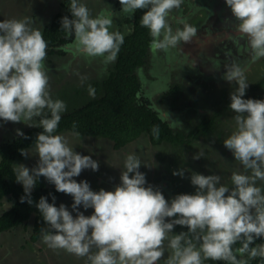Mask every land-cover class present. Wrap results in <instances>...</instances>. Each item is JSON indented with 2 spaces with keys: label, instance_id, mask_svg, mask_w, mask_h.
Masks as SVG:
<instances>
[{
  "label": "clouds",
  "instance_id": "obj_1",
  "mask_svg": "<svg viewBox=\"0 0 264 264\" xmlns=\"http://www.w3.org/2000/svg\"><path fill=\"white\" fill-rule=\"evenodd\" d=\"M119 2L121 12L130 16L146 9L140 25L148 29L153 51L189 43L196 35L197 29L186 18L177 21L182 27L175 32L169 24L171 11L179 9L184 0ZM225 2L236 32L247 39L252 59L264 58V0ZM69 11L72 18L64 16L60 23L66 38L74 37L75 50L114 62L124 43L121 32L110 31L114 13L93 17L81 0H70ZM47 47L42 32L31 27L27 18L0 22V120L43 129L35 138V155L27 148L19 150L25 158L37 156L35 166L30 169L15 164L13 168L15 180L25 193L20 202L33 205L31 192L41 176L57 192L73 199L72 211L63 203L56 206L54 196L52 203L44 196L35 203L48 226L41 229L43 243L86 258V264H158L165 254V241L170 253L164 264H204L206 260L249 264L252 259H264V243L255 244L264 238V189L256 186L258 180L264 181V100L243 98L248 83L238 64L225 65L223 75L224 80L238 85L230 93L229 105L235 113V130L223 145L244 172H232L229 188L221 183L219 175L181 168L173 175L183 178L185 171L190 172L195 192L177 194L169 201L147 183L134 153L126 156L120 183L112 191H93L87 180L74 179L85 169L98 171L99 162L76 152L64 135H54L66 104L50 95L44 64ZM89 93L94 95L95 90L89 87ZM35 117L40 118L38 124L28 123ZM162 120H170V126L178 121L171 120L168 112ZM152 132L159 138V126ZM16 134L28 138L20 129ZM80 206L93 209L92 214L84 215ZM11 207L13 204L4 198V212ZM177 225L187 231L173 234ZM237 243L241 246L234 248Z\"/></svg>",
  "mask_w": 264,
  "mask_h": 264
},
{
  "label": "rangeland",
  "instance_id": "obj_2",
  "mask_svg": "<svg viewBox=\"0 0 264 264\" xmlns=\"http://www.w3.org/2000/svg\"><path fill=\"white\" fill-rule=\"evenodd\" d=\"M81 2L93 17L102 12L114 13L110 31H119L124 36L132 32L133 15L121 12L119 0ZM57 12L66 13L64 0H0V22L27 18L30 26L42 34ZM183 18L197 29L192 40L189 43L181 42L167 51H153L149 47L145 63L136 69L141 83V99L151 104L162 117L168 112L171 120H178L172 128L183 134L182 141L152 143L148 133L144 132L125 145L115 147L114 140L110 138L64 129L54 135H64L76 152L91 155L99 162L98 171L83 170L80 176L74 177L77 182L87 180L93 191L114 190L120 183L126 156L133 153L142 164L139 171L145 174L147 183L158 188L169 201L177 194L195 192L190 182V172L185 171L183 178L173 175L181 168L203 175H219L221 183L229 188L232 187V172H244L240 162L223 145L235 130V113L229 105L230 93L238 87L235 81L230 83L224 80L223 75L225 65L238 64L244 70L248 83L243 98L264 100V58L252 59L247 39L236 32L235 20L225 0H184L181 7L173 9L168 18L174 32L182 27L177 21ZM73 40L74 37L65 36L62 41L48 42L44 61L50 95L54 100L59 99L66 104V111L62 114L102 95V81L117 60L116 57L114 62H105L103 57L80 54L75 50ZM89 87L95 90L94 95L89 93ZM39 119L35 117L28 123L36 125ZM28 128L31 127L23 123L0 120V145L14 140L18 136L17 129L24 132ZM34 147L35 143L27 149L33 152ZM196 155L202 157L193 159ZM37 159V156L25 158L19 155L15 164H24L31 169ZM45 182L54 186L46 179ZM256 186L264 189V181L258 180ZM4 198L13 204L10 195L2 197L0 214L4 211ZM56 201L72 211L73 199L70 195L61 193ZM79 210L86 216L93 212V209L84 210L82 206ZM35 215L33 213L20 225L0 231V264H86V258L77 257L64 249L48 247L42 241V232L37 239H33ZM47 227L45 225L43 228ZM181 231H187V228L177 225L173 234ZM260 243H264V238L255 241V244ZM240 246L237 243L233 247ZM169 253L165 241V254L158 264H164ZM204 264L226 262L206 260ZM249 264H264V259L255 258Z\"/></svg>",
  "mask_w": 264,
  "mask_h": 264
},
{
  "label": "trees",
  "instance_id": "obj_3",
  "mask_svg": "<svg viewBox=\"0 0 264 264\" xmlns=\"http://www.w3.org/2000/svg\"><path fill=\"white\" fill-rule=\"evenodd\" d=\"M64 6L66 13L57 12L50 25L45 28L43 36L47 43L65 39L66 34L61 29L60 21L64 16L72 18L69 11L70 0H64ZM145 11L146 9H140L134 13L133 30L124 36V43L118 52L115 66L102 81L103 94L70 112L61 114L55 133L69 129L80 134L99 135L114 140L115 147L125 145L144 132L148 133L152 143L164 140L182 141L183 134L174 131L167 120H162L159 112L151 104L144 102L140 96L141 83L136 69L145 63L152 39L148 29L140 25V18ZM155 126H159V138L153 135L152 129ZM42 131L43 129L37 127L25 129L23 133L27 139L17 136L9 143L0 145V199L5 195L13 198V207L0 214V231L20 225L36 213L32 238L37 239L46 224L35 203L41 196L52 203L54 196L56 206L60 205L56 198L61 192H57L55 186L47 185L42 176L31 192L33 205L20 202L21 196L25 193L23 186L15 180L13 171L15 161L21 155L19 150L34 144L37 133Z\"/></svg>",
  "mask_w": 264,
  "mask_h": 264
},
{
  "label": "flooded vegetation",
  "instance_id": "obj_4",
  "mask_svg": "<svg viewBox=\"0 0 264 264\" xmlns=\"http://www.w3.org/2000/svg\"><path fill=\"white\" fill-rule=\"evenodd\" d=\"M133 16H134V14H133ZM132 21H133V18H132ZM118 56V55H117ZM168 123H169V125H170V122L169 121H167ZM172 127V126H171Z\"/></svg>",
  "mask_w": 264,
  "mask_h": 264
}]
</instances>
